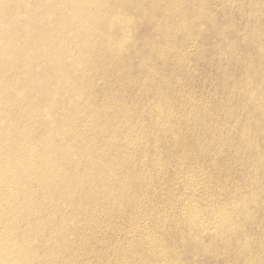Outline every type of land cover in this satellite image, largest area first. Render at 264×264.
Here are the masks:
<instances>
[{
    "label": "bare ground",
    "instance_id": "bare-ground-1",
    "mask_svg": "<svg viewBox=\"0 0 264 264\" xmlns=\"http://www.w3.org/2000/svg\"><path fill=\"white\" fill-rule=\"evenodd\" d=\"M261 139L264 0H0V264H264Z\"/></svg>",
    "mask_w": 264,
    "mask_h": 264
},
{
    "label": "rangeland",
    "instance_id": "rangeland-1",
    "mask_svg": "<svg viewBox=\"0 0 264 264\" xmlns=\"http://www.w3.org/2000/svg\"><path fill=\"white\" fill-rule=\"evenodd\" d=\"M240 22H241V21H240ZM192 67H193V69H195V70H194V74L197 76V78H199L200 76L203 77L204 74L206 75V76H204V77H205L204 79H205V82H206V83H207V80H208L209 78H212L213 81H214V80H217V79H216V73H215V71H211V70H210L211 68H208V67H205V68H204V67H201V69H200V68H199L200 66H198V65H192ZM204 69H205V70H204ZM208 70H209V71H208ZM209 72H212V73H209ZM198 73H199V75H198ZM208 73H209V74H208ZM202 74H203V75H202ZM211 74L213 75V77H212ZM214 74H215V75H214ZM208 75H209L210 77H209ZM198 76H199V77H198ZM202 77H201V78H202ZM208 77H209V78H208ZM214 77H215V78H214ZM180 78L183 80L184 77H181V76H180ZM208 82H210V80H209ZM213 83H214V82H213ZM204 87H205V88H204ZM212 87H214V90L216 89V87L213 86V85H211V84H205V85H202V86H201V90L206 91V92L203 91V94L206 95V94L208 93L207 95L209 96V100H207V101H210V98H211L210 94L213 93V92H215V91L212 89ZM199 90H200V89L198 88L197 92H198ZM201 90H200V91H201ZM208 90H209V91L212 90V91H211V92H208ZM200 91H199V92H200ZM218 93H220V92H218ZM220 94H221V96H223V97L226 99V97H227L226 94H224L223 92H221ZM220 94H219V95H220ZM207 95H206V98L208 99V96H207ZM211 95H212V94H211ZM225 96H226V97H225ZM260 143H261V144H264L263 139H261ZM153 157H154V156H153ZM203 171H204V170H203ZM204 172H206V170H205ZM240 172H242V171H239V170L237 171V173H240ZM206 174H207V172H206ZM217 176L220 178L219 174H217ZM220 179H221V178H220ZM220 179H219V180H220ZM231 182H232V183H231ZM231 182H230V183H231L230 186H232L233 188H234L235 185H236V186H239V185H240V184H239L240 181H238L237 179H236V180L234 179V180H232ZM235 182H236V183L238 182L239 185H238V184H235ZM215 183H216V182H214V184H215ZM233 183H234V184H233ZM159 184H160L159 181H158V182H155V185H154V188H153L154 190L152 189L153 192L150 191V193L152 192L153 194L151 193L152 196H150V199L147 198L146 200H147L149 203H151V204H152L153 202H155V203H156L155 206H157V204H160L161 206L164 207L165 204H164V205H162V204H163V203H167V195H165L166 191L163 190L164 187L161 188V187H160L161 184H160V185H159ZM214 184H213V185H214ZM215 185L217 186V184H215ZM233 185H234V186H233ZM158 186H159L160 188H159ZM240 186H242V185H240ZM233 188H232V189H233ZM235 188H238V187H235ZM219 189H222L221 186H218L217 190H218V191H223V190H219ZM162 192H163V193H162ZM157 193H158V194H157ZM159 193H161V195H160ZM220 194H221V192H220ZM155 195H156V196H155ZM163 195H164L165 197H163ZM158 196H160V197L158 198ZM155 197H156V198H155ZM160 198H161V200L164 201V202H161V201H160ZM196 198H198V197H196ZM152 200H153V201H152ZM152 205H154V204H152ZM122 220L125 221L126 224H125L124 222H122ZM122 220L120 221V223H121V225H122L121 228L123 229V231H122V233L119 235V238H122V237L124 238V235L127 234V233H126L127 230H125L124 228L126 227V229H128V227H129V224H127L128 221H126V220H124V219H122ZM151 225H152V222H150V227H151ZM172 229H173V228H172ZM177 229H178V230H177ZM173 230H174V231H172V232H170V233H174V232H175V233H176V232L178 233V232H180V231H183V230H182V227H179V228L176 227V229H173ZM124 232H125V234H124ZM175 233H174V234H175ZM122 234H124V235H122ZM161 234H164V232H162Z\"/></svg>",
    "mask_w": 264,
    "mask_h": 264
}]
</instances>
